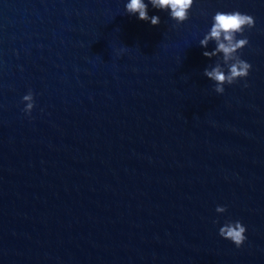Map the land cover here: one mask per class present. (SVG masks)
Listing matches in <instances>:
<instances>
[{
    "label": "water",
    "instance_id": "95a60500",
    "mask_svg": "<svg viewBox=\"0 0 264 264\" xmlns=\"http://www.w3.org/2000/svg\"><path fill=\"white\" fill-rule=\"evenodd\" d=\"M127 2L0 0V264H264V0H193L178 26ZM217 11L254 18L222 94Z\"/></svg>",
    "mask_w": 264,
    "mask_h": 264
},
{
    "label": "clouds",
    "instance_id": "9594fccd",
    "mask_svg": "<svg viewBox=\"0 0 264 264\" xmlns=\"http://www.w3.org/2000/svg\"><path fill=\"white\" fill-rule=\"evenodd\" d=\"M153 9L167 12L169 18L180 25L189 19V10L193 5V0H128L125 5L127 15H135L138 20L150 23L151 26H158L160 18L158 16L148 15V5ZM254 27V18L239 11L220 12L217 11L212 17L210 30L199 41V47L207 49L210 42L214 43L213 51H203L205 58L212 59L221 56L215 66L209 70L207 67L203 71V76L213 82L215 87L213 91L216 94L224 92V86H231L238 80L246 79L251 65L242 60L238 52L248 45L247 38L242 37L246 29L251 30ZM247 87V84L244 85ZM22 103L25 107L22 109L26 116L31 114L34 107V100L31 91L24 95ZM226 211L225 207L218 206L216 212L222 214ZM245 227L239 221H226L219 228L218 235L227 241H230L236 248H240L244 243Z\"/></svg>",
    "mask_w": 264,
    "mask_h": 264
}]
</instances>
